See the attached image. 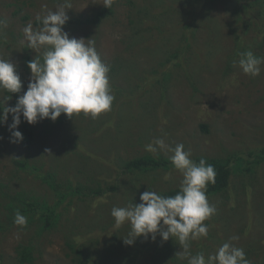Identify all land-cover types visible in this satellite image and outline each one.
<instances>
[{
	"label": "rangeland",
	"instance_id": "374dc122",
	"mask_svg": "<svg viewBox=\"0 0 264 264\" xmlns=\"http://www.w3.org/2000/svg\"><path fill=\"white\" fill-rule=\"evenodd\" d=\"M103 2L70 0L71 9L67 10V15L85 19ZM253 2L120 0L114 15L99 27L77 25L70 26L74 27L71 30L64 26L63 30L70 38L95 42L102 61L109 69L114 67L113 81L121 86L122 93L136 85L142 89H135V96L142 95V98L124 101L125 106L115 100L110 111L95 119L83 113L73 117L63 114L64 120L59 123L46 118L29 124L21 117L17 130L22 124L34 130L35 139L29 149L21 142H10L7 125L12 123V115L9 114L7 123L0 126V137H3L0 139V201L6 200L2 190L10 196L30 189L41 196L48 193L47 186L35 176L28 177L32 184L23 179L27 175L21 176L15 160L35 164L41 167L40 174H52L54 180L72 184L97 177L105 187L112 185L113 178L120 172L118 181L126 183L123 189L87 199L86 206L80 205L75 198L63 211L65 224L72 221L77 230L94 232V237L100 240L99 252H106L105 256L117 264L125 257L130 260L134 251L132 264H188L186 258L177 255L182 248L175 238L162 241L157 234L153 241L138 237L127 248L123 242L130 231L127 222L121 225L117 234L120 240L114 244L104 241L115 232V221L113 225L109 223L105 231L96 227V222L102 225L106 217L110 218L113 207L139 204L140 195L145 191L160 195V192L179 189L182 175L174 167L144 173L122 170L123 161L139 156L169 158L171 153L166 149L157 148L154 153L145 149L156 139H164L171 147L183 144L186 151H191L194 161L198 157L224 161L229 158V165L238 166L230 176L229 187L220 194L207 197L216 212L204 221L209 229L207 236L189 240V252L192 255L202 252L207 258L223 243L230 242L244 249L250 264H264V161L253 166L251 172L246 171L247 162L253 163L249 154L259 152L264 146V64L256 77L245 75L238 64L233 66L241 52L252 51L256 56L264 57V13L261 0H256L258 6L251 5ZM61 3L64 0L44 3L40 0H0V37H3L0 39V58L9 59L16 65L23 85L20 95L26 91L31 78L22 55L28 51L33 59L43 50L28 47L23 29L29 23L34 29L38 28L37 16H42L46 10H55ZM243 5H247L248 10ZM146 11L149 14L142 23L139 20ZM25 14L29 18L23 19ZM241 16L249 21L246 27L242 26ZM183 24L184 27L190 25L189 35L196 25L197 30L191 35L193 41L191 39V44L184 49L183 60L181 58L180 66L173 69L162 93L158 84L162 71L176 65L171 59L166 67H161L160 62L166 56L170 58L179 34L180 37L183 34ZM238 34L241 41L236 42ZM6 98L0 90V108L14 107L15 99ZM201 124L205 125V132L200 128ZM234 155L242 159V168L234 161ZM48 201L52 202L51 195ZM9 229L8 233L0 232V264H20L16 260V249L21 243L27 244V235L33 233L26 234L15 224ZM233 236L239 239L231 240ZM29 246L33 249L32 260L24 264L71 262L63 231L44 234L41 240L33 238Z\"/></svg>",
	"mask_w": 264,
	"mask_h": 264
},
{
	"label": "clouds",
	"instance_id": "9594fccd",
	"mask_svg": "<svg viewBox=\"0 0 264 264\" xmlns=\"http://www.w3.org/2000/svg\"><path fill=\"white\" fill-rule=\"evenodd\" d=\"M111 4L112 0H104V7H111ZM69 9L70 0H64L55 10H46L42 16H37L38 28L34 29L29 23L23 29L28 47L43 49V52L28 61L31 78L15 106L0 108V126L7 123L9 114L12 115V123L7 125L11 143L23 140L22 133L17 130L21 117L29 124H36L46 118L56 121L62 113L67 117L83 113L95 119L111 110L115 97L108 76L110 69L100 58L92 39L70 38L63 30L69 20ZM237 64L245 75L256 77L261 72L264 57L252 51L241 52L239 60L233 61V66ZM22 87L16 65L0 58V90L13 94L20 93ZM157 148L171 153L169 160L182 175L179 191L167 197L145 191L140 195L139 204L113 207L114 226L119 228L125 222L130 225L127 237L123 238L124 244L131 246L138 237L155 241L159 234L162 241L170 237L179 241L182 251L177 255L186 258L188 264H250L244 249L230 242L223 243L207 258L202 252L195 255L189 252V240L207 236L209 229L204 221L216 212L206 195L208 184L215 183L216 171L203 157L198 163L191 159V151H186L183 144L171 147L164 139H156L145 146L146 151L153 153ZM14 223L27 226V217L16 211ZM238 239L231 237V240Z\"/></svg>",
	"mask_w": 264,
	"mask_h": 264
},
{
	"label": "trees",
	"instance_id": "16d2710c",
	"mask_svg": "<svg viewBox=\"0 0 264 264\" xmlns=\"http://www.w3.org/2000/svg\"><path fill=\"white\" fill-rule=\"evenodd\" d=\"M42 3L47 2L48 0H40ZM51 1V0H50ZM120 0H112L111 7H104V2L101 6L94 9L92 12V15L85 18V19H74L73 17L69 18L68 22L64 26L72 27V26H80V25H90L91 27H99L107 18L112 17L114 15L115 7L117 6L118 2ZM260 6L262 7V12L264 13V0H261ZM251 5H257L256 0ZM196 6V5H195ZM258 6V5H257ZM243 7L248 10L247 5H243ZM149 14L148 11H146L143 14V18L140 19V22H145L147 20V15ZM242 17V16H241ZM29 16L25 14L23 19H27ZM73 18V19H72ZM246 17H242L241 20H243L244 23H242L243 27H246L249 21L245 19ZM191 20V18H189ZM187 19V20H189ZM138 22V21H137ZM37 25H40V22L37 20L35 21ZM187 24H190L188 21ZM182 25V23L180 24ZM63 26V27H64ZM70 29L72 30L73 28ZM183 28V34L180 37H178V43L174 47L173 50L170 52V58L166 56V58L160 62L161 67H166L165 64L171 59V63L173 62L174 66L172 69H166L162 71V78L158 81V84L162 88V93L164 90H166V84L168 83L169 79L171 78L170 75L173 72V69L177 66H180L181 58L183 60V51L184 49L191 44V39L194 36L195 31L192 29L189 35L190 25H186L184 27V24L182 26ZM239 28V27H237ZM181 28H179L180 30ZM259 30V27L256 29ZM182 31V30H180ZM194 32V33H193ZM3 37H0V39ZM193 41V39H192ZM241 41V35H236V42ZM28 50V49H27ZM43 52V50H42ZM36 54L41 55L42 54ZM168 53V52H167ZM99 54V53H98ZM35 55V56H36ZM100 55V54H99ZM22 58L24 60V64L27 67V70H29L27 64L28 61L32 60V57H30V52H25L24 55H22ZM173 59V60H172ZM177 60V63L175 62ZM116 62L113 60V63ZM114 67L110 68V71L108 73L111 89L114 92V101L116 100L118 103H121L122 105L124 101H128L129 99H141L142 95L140 97H137L135 89H142L139 88L136 85H133L131 88L128 89L125 93H122L121 86H118L113 81L115 79L114 75L112 74ZM118 80V79H117ZM7 95L8 99L10 96L14 100V104H16V99L20 95V93H8L7 91H3ZM162 95V94H161ZM143 97L145 95L143 94ZM165 97V94L162 96V98ZM152 99V98H150ZM113 101V102H114ZM145 105V104H142ZM63 113L60 117L57 118V123L63 121ZM200 128L203 132L206 131L205 125L201 124ZM19 131L22 133L23 140L21 141L22 145L29 149L34 142L35 134L34 130L31 126L27 124H22ZM249 156L253 157V163L247 162L248 166L246 167L248 172H251L253 169V166L258 165L264 161V146L261 148V150L257 153H250ZM234 161L238 162V165L240 168L243 167L241 165V160L238 157V155H234ZM200 158H196V162L198 163ZM205 158V157H203ZM207 163L212 164L216 171V177H215V183L214 184H208L206 195L213 196L220 194L224 192L229 187V181L230 176L235 170H237L238 166L235 165H229V158L227 160L217 159V158H205ZM15 165L20 168V171L22 172L21 176L27 175L23 179L29 180V183L32 184L30 179L28 177L35 176L36 179L42 180L41 182L45 184L48 188V193L45 196L39 195L37 191L27 190L26 192H20L16 194L15 196H10L8 193H5L3 190V197L6 198V200L0 201V232L8 233L9 227L11 228V225L14 223V216L16 211H19L22 215L27 217V226H19L15 224L18 228H20L22 231H24L26 234L33 233L32 235H27L29 237L28 243H21L18 245V248L16 249V254L18 257H16V260L20 264L24 263H30L32 260L31 251L33 250L31 246H29V241L34 239L41 240L42 237H44V234L50 235L55 230L63 231V238L64 243L67 247V249L71 253V262L69 264H117V262L113 259L107 258L105 253L99 252L100 247V240L94 237V232L92 231H86L87 233L83 232L82 230H77L75 228V223L72 221H69L65 224L64 219L66 211V206L69 204H72L74 202V199L77 198L80 205H85L86 200L88 199H94L95 197H101L104 194H107L109 192L115 193L119 189H123V185L126 186L125 181L121 182L122 180L118 181V178L120 176V172L116 174V176L113 178V184L103 187L101 185V180L99 178L91 179L89 181H86L85 183L82 182H76L72 184L68 181L63 180H54V176L52 174H48L45 176L44 174H40L41 167H38L37 165H29L28 162L15 160ZM173 167L171 161L169 158L162 157V156H151V155H145V156H139L134 159H130L127 161L122 162V170L126 173H144L148 171H157V170H165L168 168ZM20 175V174H19ZM20 176V177H21ZM22 178V177H21ZM92 181V182H91ZM179 189L174 190H168L164 192H160L161 196L167 197V196H173L175 195ZM1 192V190H0ZM111 193V194H112ZM49 195L52 196V202L48 201ZM67 202V203H64ZM86 206V205H85ZM100 208V207H99ZM6 216V217H4ZM1 217H4L1 219ZM109 219V220H108ZM114 218L109 216L104 219V222L102 225L97 223L98 228L102 230H106L108 227V224L110 223L113 225ZM9 229V230H8ZM96 229V228H95ZM121 227L116 228L115 232L112 234L111 238H108L104 243H118L119 238L117 234L120 232ZM34 231V232H33ZM93 234V235H92ZM128 233H126V236ZM131 246L127 245V248H130ZM39 252V250H37ZM136 255V252L134 251L132 253V256L130 260L125 257V260L121 264H132L133 263V257Z\"/></svg>",
	"mask_w": 264,
	"mask_h": 264
}]
</instances>
